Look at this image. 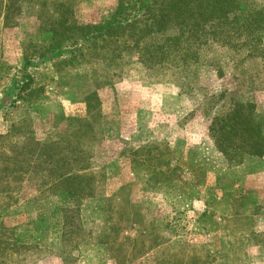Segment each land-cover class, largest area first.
<instances>
[{
  "label": "rangeland",
  "instance_id": "obj_1",
  "mask_svg": "<svg viewBox=\"0 0 264 264\" xmlns=\"http://www.w3.org/2000/svg\"><path fill=\"white\" fill-rule=\"evenodd\" d=\"M169 1L0 0V264H264V0Z\"/></svg>",
  "mask_w": 264,
  "mask_h": 264
},
{
  "label": "trees",
  "instance_id": "obj_2",
  "mask_svg": "<svg viewBox=\"0 0 264 264\" xmlns=\"http://www.w3.org/2000/svg\"><path fill=\"white\" fill-rule=\"evenodd\" d=\"M185 3L187 5L192 3L198 14L204 13V10L207 11L208 20L215 19L216 17L225 18L226 15L230 13L229 11L232 8L233 12L236 10L245 11L247 9L246 6L242 3V0H171L167 5V11L176 13L179 10L178 5L186 6ZM125 5V0H120L118 11L119 14H117V16L113 20L105 22L103 26H101L102 24L97 26L91 25L89 27L82 26L80 27V29L85 31L86 34H89L90 30L92 32L94 29L97 30L100 26V28H105L104 30L107 34L106 36L109 39L117 40L119 38H122L124 36L123 33H125V29L120 21V15ZM206 5H208L209 7H206ZM160 11H164V9H160ZM64 22H66V19L64 20ZM218 23L220 25L222 23V19L218 20L217 24ZM254 117L255 116L251 111L247 112L240 109H233L221 119L222 124H225V126L223 125V127H221V124L219 127V131H221L223 135L231 138L230 143L233 142L234 137H236L235 139L238 140L237 145L242 144V147L245 146L247 148L246 150L253 154L260 153L261 148L263 147L264 138L262 135L263 125L261 123V120H257ZM221 138L223 140L222 136ZM222 140L217 138L215 142H221ZM230 143L227 145H231ZM52 145L53 144L51 143L47 144L48 148H50ZM237 145H234L235 148H237ZM218 146H221L222 148V145L219 144ZM79 173V171H77V173L73 172L74 176L75 174L76 176H79ZM88 174H90V172L85 175ZM154 246L157 247V243ZM152 249L153 247H150L149 250ZM173 261H170V264ZM168 262L169 261H166L165 263Z\"/></svg>",
  "mask_w": 264,
  "mask_h": 264
}]
</instances>
